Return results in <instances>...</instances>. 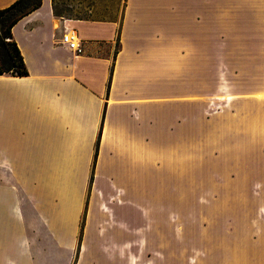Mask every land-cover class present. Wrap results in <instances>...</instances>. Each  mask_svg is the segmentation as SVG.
I'll use <instances>...</instances> for the list:
<instances>
[{"label": "crops", "instance_id": "obj_1", "mask_svg": "<svg viewBox=\"0 0 264 264\" xmlns=\"http://www.w3.org/2000/svg\"><path fill=\"white\" fill-rule=\"evenodd\" d=\"M51 1L11 29L28 74L0 75V264H167L136 252L152 169L182 180L200 147L256 235L213 264H264V0H124L116 19Z\"/></svg>", "mask_w": 264, "mask_h": 264}, {"label": "rangeland", "instance_id": "obj_2", "mask_svg": "<svg viewBox=\"0 0 264 264\" xmlns=\"http://www.w3.org/2000/svg\"><path fill=\"white\" fill-rule=\"evenodd\" d=\"M123 5L124 0H57L64 18L116 19ZM213 151L219 150L200 147L192 161L184 152L182 180L175 166L165 175L152 167L150 226L146 240H136V252L167 253V264H213L226 252L224 240L256 236L244 228L238 194L233 184L226 186V173L205 162ZM149 262L159 264L156 257Z\"/></svg>", "mask_w": 264, "mask_h": 264}, {"label": "trees", "instance_id": "obj_3", "mask_svg": "<svg viewBox=\"0 0 264 264\" xmlns=\"http://www.w3.org/2000/svg\"><path fill=\"white\" fill-rule=\"evenodd\" d=\"M51 3L54 15L62 17L57 7V0H52ZM40 4L41 0H15L10 5L0 8V75L28 74L22 55L12 38L11 29L20 18L39 7Z\"/></svg>", "mask_w": 264, "mask_h": 264}, {"label": "built area", "instance_id": "obj_4", "mask_svg": "<svg viewBox=\"0 0 264 264\" xmlns=\"http://www.w3.org/2000/svg\"><path fill=\"white\" fill-rule=\"evenodd\" d=\"M62 43L65 44L70 50L79 53L81 52V47L79 44V40L76 34L73 31L65 32L62 35Z\"/></svg>", "mask_w": 264, "mask_h": 264}]
</instances>
